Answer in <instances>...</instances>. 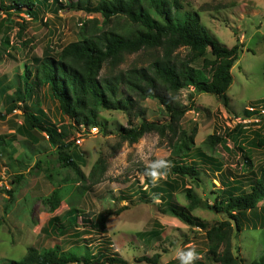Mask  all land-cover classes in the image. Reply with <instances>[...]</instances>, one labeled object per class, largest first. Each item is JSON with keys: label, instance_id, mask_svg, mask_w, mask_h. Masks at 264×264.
I'll return each instance as SVG.
<instances>
[{"label": "rangeland", "instance_id": "374dc122", "mask_svg": "<svg viewBox=\"0 0 264 264\" xmlns=\"http://www.w3.org/2000/svg\"><path fill=\"white\" fill-rule=\"evenodd\" d=\"M9 1L4 3L2 0L5 5H8ZM79 1L92 6L96 0H38L36 16L30 15V18L25 13L13 10H9V15L0 11V112H4L10 105L12 97L21 93L23 87L20 75L24 65L33 63V57L56 56L61 46L80 37L82 23L87 21L89 29L92 26L91 20H96L98 26H103L104 29L114 26L121 29L127 25L123 16L113 17L111 21L103 23V17L99 13L67 9L69 2L75 4ZM178 2L181 5L180 13L196 10L208 31L221 43L239 46L238 58L231 68L232 81L226 92L229 108L214 94L196 92L192 86H187L176 93L166 94L171 98L173 105L190 108L176 122L178 124L174 123L179 125L176 133L166 129L165 135L160 136L152 131L145 133L137 142L122 141L119 127L127 126L129 119L132 123H138L141 118L161 124L171 121L158 100H141L136 94H132L135 107L129 106L128 113L117 109L99 110L100 120L96 126V134H88V127L84 130L82 125L73 124L74 129L69 136L73 145L68 151L70 154L76 152L79 155L75 160L81 171L88 175L94 163L99 160L105 171L94 183L75 180V196L71 198L73 194H65L59 206L49 211V203L45 199L51 195L54 188L68 185L64 182L65 178L76 175L70 167L59 166L56 146L47 141L45 133L40 132L39 136H35L19 128L23 122V102L17 100L15 103L19 107L15 106L0 118V134L5 137L0 154V264H9L10 259H21L30 246L40 249L59 243L63 249L68 248L70 243L75 241L74 236L57 235L49 227L48 221L52 215L50 212L62 215L69 210L65 201L71 199L75 207L78 205L81 214L96 215L106 209L115 211L121 207L119 203L122 200L118 189L125 190V185H129V182L133 183L134 188L145 187L143 189L152 188L155 191V187H159V192L153 199L157 197L162 205L168 201L186 205L185 188H191L196 195L209 203L213 202L216 193H220L228 182H233L240 190L248 191L252 182L248 183L246 180L251 179L252 172L264 164V147L255 144L256 138L264 134V116H243L244 109L264 107V0ZM186 52L187 49L182 47L177 49L174 55L177 59H182ZM161 54L159 48H143L137 52L124 53L120 63L114 68H111L108 61L104 62L100 76L115 74L132 67H146ZM193 65L201 67V60H197ZM35 89L34 98L29 101L33 111L40 108L46 115V120L56 126L70 122L61 114L48 87L37 86ZM135 110H143V115L137 117ZM181 129L186 130L188 134H192L195 129L194 147L190 155L185 158L178 156L177 160L188 164L191 159L196 158L199 150L211 156L210 161L214 162L215 168L219 170L199 157L195 161L200 181L171 173L170 166L175 156L171 148ZM83 131L87 134L82 136ZM211 134L221 135L225 142L214 143L213 147L209 148L207 139ZM238 146L243 147V150ZM244 151L254 162V168L244 163ZM166 156L167 158H163ZM37 161H40L39 168H35ZM153 169L161 173L155 180L149 175ZM20 172L24 173V179L15 184L16 190L8 202L9 196L1 187L4 185L5 189H10L11 177ZM81 185L89 187L86 195H78L83 187ZM145 207L149 210L148 206ZM133 211L137 212V217H143L137 222L141 223L140 225L146 221L153 223V220L149 219L151 213L155 215L154 208L151 213L145 212L141 206ZM191 213L212 224L226 218L224 213L210 209L195 208ZM137 223L123 230L109 228L108 239L92 231H87L86 237L82 238L85 241L88 239L101 243L103 248H107V253H122L129 264H150L138 262L136 259L143 255L152 256L154 252H167L161 255L156 264H178L177 248L186 249L189 245L195 246L199 256L197 260L205 259V264H209L205 258L206 239L200 229L165 219V223L171 224L169 227L165 226L164 230L157 229L161 233L160 238H149L143 243V239L136 235L139 230ZM230 223L233 226V220L230 219ZM241 223L240 231L233 227L231 251L248 263L264 254V199L254 210L247 212L246 217L241 218ZM73 251L83 254L84 246L73 247Z\"/></svg>", "mask_w": 264, "mask_h": 264}, {"label": "trees", "instance_id": "16d2710c", "mask_svg": "<svg viewBox=\"0 0 264 264\" xmlns=\"http://www.w3.org/2000/svg\"><path fill=\"white\" fill-rule=\"evenodd\" d=\"M3 2L5 3L6 0ZM3 2L0 0V11L3 13L9 15V10H13L33 17L36 16L35 8L39 4L38 0H10L8 5ZM180 8L178 0H96L92 6L84 5L80 1L75 4L69 2L67 9L99 13L103 17V23L111 21L113 17L123 16L126 18L127 25L121 29L116 26L104 29L103 26H98L96 20H91L92 26L89 29L85 21L80 27V37L61 46L56 56L33 57V63L24 65L23 73L20 75L23 89L20 94L12 97L5 111L0 112V118L17 106L15 103L17 100H21L23 122L19 128L35 136H39L40 132L45 133L47 141L56 146L59 166L70 167L76 175L69 179L65 178L64 182L68 185L54 188L51 195L45 199L49 203V211L59 206L65 194H73L71 198L75 196L74 188L77 187L75 180L94 183L105 171L100 160L94 163L88 175L81 171L75 160V157L79 155L76 152L70 154L68 151L73 145V142L69 140L74 129L73 124L82 125L85 128L97 126L101 109H117L128 113L129 106L135 107L136 103L133 101L132 94H136L141 100L146 98L158 100L164 106L171 121L161 124L141 118L138 123H132L129 119L127 126L119 127L118 132L122 141L134 143L145 133L152 131L160 136L165 135L166 129L176 133L179 128L176 122L190 108L173 105L171 98L166 94L167 92L176 93L187 86H192L196 92L214 94L226 108H229V97L226 92L232 81L231 68L238 58L239 46L238 44L227 46L221 43L208 31L196 10L180 13ZM182 47L186 48L187 52L182 59H177L174 52ZM143 48H159L162 54L146 67H132L115 74L100 76L104 62L108 61L111 68H114L120 63L124 53L137 52ZM197 60H201V67L193 65ZM37 86L48 87L51 97L57 101L61 114L71 123L56 126L46 120V115L40 108L35 110L37 113L33 111L29 101L34 98ZM261 109L264 107L255 108L252 111L244 109L243 116L245 118L255 115L262 117L264 113ZM134 114L140 117L143 115V110H135ZM194 133L195 129L192 130V134H188L184 129L179 131L177 140L171 148L175 156L172 158L170 170L176 176L189 177L198 182L200 178L195 159H191L188 164L177 160L178 156L185 158L190 155L194 147ZM207 141L209 148L213 147L214 143L225 142L219 134L209 135ZM4 143L5 137L0 134V154ZM255 144L264 147V134L256 138ZM238 147L243 150V147ZM199 157L208 165L212 160L211 156L198 150L196 158ZM242 158L247 166L254 168L252 166L254 162L245 151ZM39 166L40 161H37L35 168ZM254 172H252L253 177L246 180L248 183L252 182L251 185L249 184L248 191L240 190L236 184L228 182L220 193H216L213 202L209 203L196 195L191 188H185L186 205L168 201L163 207L156 204V209L176 217L189 227L198 228L204 232L207 245L205 258L209 264H264V254L246 263L242 257L231 251L233 227L240 231L241 218L246 217V213L254 210L264 199V164L258 166ZM23 179L24 173L20 172L11 177L10 189H5L2 185L1 189L9 196L8 202L16 190L15 184ZM81 186L83 187L78 195L89 188L86 185ZM65 203L69 208L68 211L76 210L72 199ZM6 207H4L5 210ZM195 208L224 213L226 218L213 224L208 223L191 213ZM106 216L107 213H98L93 221H90L89 226L102 230ZM230 219L233 220V226ZM48 225L57 235L69 228L59 223L58 215L51 217ZM159 257L160 253H155L152 256L143 255L136 260L156 264ZM70 262L127 264L128 261L114 255L92 258L88 252L79 254L75 253L73 248L63 250L59 244H54L52 247L40 249L30 246L21 259H10L9 264H68ZM196 264H205V259L197 260Z\"/></svg>", "mask_w": 264, "mask_h": 264}, {"label": "crops", "instance_id": "0c3cea01", "mask_svg": "<svg viewBox=\"0 0 264 264\" xmlns=\"http://www.w3.org/2000/svg\"><path fill=\"white\" fill-rule=\"evenodd\" d=\"M163 158H167V156L163 157ZM163 158H161V160ZM209 165L213 166L214 169L219 170V168H215L216 164H213L212 161H210ZM147 186H148V184H147ZM125 187H126L125 190L122 188L118 189L120 199L122 200V202L119 203V205L121 207H119L115 211L109 210V209L103 210L101 212L97 211L98 213H107L105 225H104V228L102 230H96V229H93L89 226L90 221H93L94 217H96V215L98 213L96 215H94L92 213H91V215L90 214L86 215L85 213L81 214V212L79 211L80 209L78 208V205H77V207H75V205H74V207L76 209L75 211L74 210H70V211L67 210L62 215L57 214L58 218H59V223L69 227L66 231L59 233V235L71 234L74 236L73 238H75V241L70 243L71 245L68 248H66V249L62 248V249L68 250V249H72L73 247L80 248V247L84 246V251L86 253L88 252V254L92 258H103L106 256H113L114 255V256L121 257L122 259L127 261L126 257L123 256L122 253H120V254L107 253V250H106L107 248H103V245H100L101 243L95 242V241L91 242L88 239H86V241H85L82 238V236L86 237L87 231H92V232L98 233L103 238L108 239L109 228H119L120 230H123V229H126L128 227H132L135 223L140 221L141 218H143V217H137L136 216L137 212H135V211L132 212V210L138 206H141L142 209H144V211L147 213L148 212L151 213L152 208H154V210H155V215L151 213L152 216L149 219V220H153V223H148V221H146L143 225H140L141 223H137L139 230L136 232V235H137V237L139 236V238L141 237L143 239L142 240L143 243L149 238H156V239L160 238L159 234H161V233L158 232L157 229L159 228V229L164 230L165 226L169 227L171 224V223H165V219L166 220L172 219L174 221L181 222L179 219H176V217L173 218L172 216H170L166 213H163V212L156 209V204L159 205L160 207H163L162 203H160V200L157 197H155V199H153L154 196H157V194L159 192V191H157V189L159 187L156 186L154 189L155 191H153L152 188H146V189H143L145 187L134 188V185L132 182H129V185L126 184ZM86 190H88V189H86ZM151 191L154 194L151 193ZM85 192H83L84 195H86V193H87V192L86 193ZM145 206H148L149 210ZM50 213L52 214L51 217L57 216V215L53 214L52 212H50ZM51 217H49V219ZM149 224H151V225H149ZM149 227H151V228L149 229ZM93 235L96 236V234H93ZM105 235L107 237H105ZM55 244H59V243H55ZM106 244H104V245H106ZM52 246H47V247H52ZM154 253H158V252H154ZM166 253L167 252L161 253L160 257L162 254H166ZM160 257L158 260H160ZM70 263H75V262H70ZM70 263H68V264H70ZM77 264H80V263H77ZM127 264H129V263L127 262ZM178 264H180V261Z\"/></svg>", "mask_w": 264, "mask_h": 264}, {"label": "clouds", "instance_id": "9594fccd", "mask_svg": "<svg viewBox=\"0 0 264 264\" xmlns=\"http://www.w3.org/2000/svg\"><path fill=\"white\" fill-rule=\"evenodd\" d=\"M27 16L29 17V15ZM149 175L155 180L161 175V173L156 169H153L149 172ZM176 256L179 259L180 264H194V261L199 258L196 248L193 245H189L186 249L177 248Z\"/></svg>", "mask_w": 264, "mask_h": 264}, {"label": "built area", "instance_id": "2783aa9c", "mask_svg": "<svg viewBox=\"0 0 264 264\" xmlns=\"http://www.w3.org/2000/svg\"><path fill=\"white\" fill-rule=\"evenodd\" d=\"M250 110H253V107H252ZM261 112L264 113V109H261ZM82 127H84V126H82ZM85 129H86V128L84 127V130H85ZM97 132H98V129H97L96 126H90V127L88 128V131H87L88 134H96ZM87 133H84V131H83L82 136H83V134H87ZM80 137H81V136H80ZM76 141L79 142L78 139H77Z\"/></svg>", "mask_w": 264, "mask_h": 264}]
</instances>
